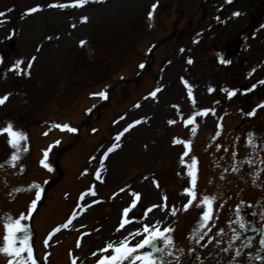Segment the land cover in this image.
I'll use <instances>...</instances> for the list:
<instances>
[{"label":"rangeland","instance_id":"1","mask_svg":"<svg viewBox=\"0 0 264 264\" xmlns=\"http://www.w3.org/2000/svg\"><path fill=\"white\" fill-rule=\"evenodd\" d=\"M71 2L0 0V97H7L0 127L10 122L28 130L15 167L8 163L13 149L7 136L0 135V216L27 215L36 198L33 185L43 189L22 222L36 264H97L112 253L92 252L125 238L139 243L144 236L130 233H143L145 225L173 229L169 264H264L257 243L233 239L235 229L222 225L240 200L253 201L264 216V0H88L83 7H49ZM33 8L40 10L29 15ZM241 33L247 39L240 44ZM21 60L27 74L9 71ZM228 92L235 94L229 98ZM191 117L195 124L186 126ZM249 133L254 146L247 144ZM174 139L190 141L188 156ZM113 145L105 158L102 151ZM128 150L127 159L117 160ZM45 151L52 171L40 163ZM192 156L198 197L216 198L202 240L192 235L202 209H183ZM133 193L140 195L128 214L131 223L117 231ZM72 212L73 231L60 227ZM221 226L224 236L213 237ZM78 232L85 233L82 246ZM3 234L0 224V242ZM7 262L0 255V264Z\"/></svg>","mask_w":264,"mask_h":264},{"label":"snow or ice","instance_id":"2","mask_svg":"<svg viewBox=\"0 0 264 264\" xmlns=\"http://www.w3.org/2000/svg\"><path fill=\"white\" fill-rule=\"evenodd\" d=\"M88 0H72L70 4H51L49 7H58V8H65V7H83ZM95 2L103 3L104 0H95ZM227 2L231 3L232 0H227ZM157 5H153V11H155ZM39 8H33L30 9L28 14L31 15L32 13L39 11ZM0 15H3L0 13ZM234 16H239V12L233 13ZM152 18V13H149V19ZM82 23L87 22V17L82 18ZM81 47H83L86 44V41L80 42ZM35 59V58H33ZM2 59H0V63H2ZM221 63H230V61H225L221 59ZM188 63H192L191 60L188 61ZM24 64V61H17L12 68L9 69V71L15 72L17 75L20 74H27L24 73V70L21 69V65ZM27 67L30 69L32 67V64L29 62L27 64ZM143 67V65H141ZM159 91V89H157ZM209 91H212V89H209ZM227 92V90H225ZM234 92H228L229 98H231L232 95H234ZM99 95L103 98L105 96L104 92L99 93ZM153 97H155L156 93L153 92L151 94ZM189 98L193 99L191 94V89L189 88ZM7 100V97H0V105H3ZM207 110L203 113H197V115H206ZM254 114V113H253ZM139 123V121L137 122ZM169 123H175V121H169ZM189 124H195V117L189 118L185 125ZM134 125H130L129 127H133ZM56 127L61 128V130H66L68 132H75L76 129L70 127L69 125H56ZM129 129H125L124 131L127 132ZM196 127H192V132H196ZM0 135H6L7 136V144L11 149H13V153L8 161L11 167L16 166V162L19 160L18 152L20 151V145L23 141L27 140L26 135L21 132L15 130L12 123H8L6 126L0 127ZM123 135L121 133L116 137V140L118 141L120 139V136ZM219 135V133H217ZM174 143H183L186 151L184 152L183 156H188L189 151L187 149H190V141H180L178 139H174ZM247 144L249 146H254V137L252 133H249V138L247 141ZM116 148V145H113V147L108 149V153L114 151ZM24 151H27L25 148ZM108 153H105V158L107 157ZM47 156L48 152L45 151L44 153V159L41 160V165L45 167L48 171H52V169L47 164ZM183 156L181 158V163H184ZM246 163H250V161H246ZM2 167V165H0ZM188 172L187 175L190 178V187L186 188L184 190L183 195H186L189 197L187 204L183 206L184 211H188L191 207L195 206L196 208L202 209L197 227L193 230V238L197 240H202L205 235H207V232H201L202 229H206L209 227V224L211 223L212 217H213V204L215 202V197H209V196H202L198 197L197 195V180H198V161L195 156L191 157V164L187 165ZM259 178V173L253 178V183L255 184L256 180ZM97 179H99V172H97ZM221 179H224L223 176H221ZM34 188L37 189L36 191V198L32 201L31 206L28 209L27 215L22 213L19 217H12L10 214H6L5 216H0V224L3 225L4 228V234L2 238V242H0V255L6 256L8 258L7 264H36V257L34 256V250L31 244V236L28 232V226L23 221L31 218L32 211L36 208V204L41 199L42 191L43 189L38 185H33ZM92 195H95L94 192L91 193ZM134 199L132 204L129 206V208H126L123 212V219L117 228V231L122 230L125 227L126 223H131V221L128 219L129 212L135 208L138 200L139 195L138 193L132 194ZM83 198V196H82ZM166 200V197L164 198ZM91 205H89L90 207ZM158 207V206H153ZM166 207V205H165ZM152 209H148L145 213L147 215V212H151ZM172 215H176L175 210H173ZM68 223H71V220L68 221ZM237 223H239V227L243 229L245 227V224L242 222V218L238 216ZM60 227H67V224H64ZM60 227L53 230L52 233L49 234V239L52 238L53 235H55L56 232L60 231ZM210 230V229H209ZM173 231V229L165 228L162 231L158 228L150 229L147 225L144 226L143 233L136 232V233H130L133 237L137 235H143L144 238L139 242L133 245L130 240L125 238L124 240L120 241L118 245L114 244H108L103 249H101V253H107L111 252L112 254L110 256L108 255H101L100 259L97 261V264H169V261H167L166 256H171L172 252L170 251V248L173 246V237L170 235V233ZM238 236H234L233 239H238ZM158 241L162 243L163 246L158 245ZM48 240H45V245L47 246ZM93 255H97L96 253H93ZM178 259V258H177ZM73 264H75V261H73Z\"/></svg>","mask_w":264,"mask_h":264},{"label":"bare ground","instance_id":"3","mask_svg":"<svg viewBox=\"0 0 264 264\" xmlns=\"http://www.w3.org/2000/svg\"><path fill=\"white\" fill-rule=\"evenodd\" d=\"M133 147L130 145V149H132ZM126 153H127V151H126ZM128 154H130V150H128V153L126 154V155H123L122 156V153H121V155H120V157H119V159H117V160H122L123 158H124V156H126L124 159H127L128 158ZM122 156V157H121Z\"/></svg>","mask_w":264,"mask_h":264}]
</instances>
